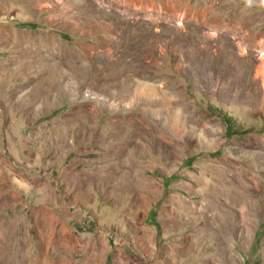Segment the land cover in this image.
Returning a JSON list of instances; mask_svg holds the SVG:
<instances>
[{
	"label": "rangeland",
	"instance_id": "374dc122",
	"mask_svg": "<svg viewBox=\"0 0 264 264\" xmlns=\"http://www.w3.org/2000/svg\"><path fill=\"white\" fill-rule=\"evenodd\" d=\"M43 259L264 264V0H0V264Z\"/></svg>",
	"mask_w": 264,
	"mask_h": 264
},
{
	"label": "bare ground",
	"instance_id": "6f19581e",
	"mask_svg": "<svg viewBox=\"0 0 264 264\" xmlns=\"http://www.w3.org/2000/svg\"><path fill=\"white\" fill-rule=\"evenodd\" d=\"M120 40V39H119ZM141 43V41L138 43V44H140ZM107 159V158H106ZM199 212H201L202 214H205L202 210H200ZM59 219V218H58ZM55 222H58L57 220H55ZM201 227V226H200ZM61 231V233L63 232V227H57L55 230H54V233L52 234V239L57 243H61L62 244V242L59 240L60 239V236H61V234L60 235H58V236H56L57 235V232H60ZM47 239V238H46ZM65 241V240H64ZM47 257V256H46ZM55 261H57V259L56 260H54L53 262H51V263H46L45 261H44V259H43V261L42 260H39L37 263L38 264H54V262Z\"/></svg>",
	"mask_w": 264,
	"mask_h": 264
}]
</instances>
